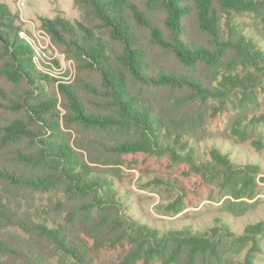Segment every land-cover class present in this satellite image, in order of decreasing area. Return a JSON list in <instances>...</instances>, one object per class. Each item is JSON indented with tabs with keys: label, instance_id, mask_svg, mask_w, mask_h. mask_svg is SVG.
<instances>
[{
	"label": "trees",
	"instance_id": "16d2710c",
	"mask_svg": "<svg viewBox=\"0 0 264 264\" xmlns=\"http://www.w3.org/2000/svg\"><path fill=\"white\" fill-rule=\"evenodd\" d=\"M77 1L99 22L109 38L81 25L78 31L63 19H42L41 27L53 41L67 47L76 59L98 74V86L86 84L84 88L104 101L106 110L113 114H87L75 89L53 78L51 66L38 60L40 69L37 70L39 66L33 62L34 47L17 26L16 17L0 3V74L7 81L26 87L14 96L1 94L4 98L0 100V107L22 113L24 117L0 125V147L14 148L22 141L28 142L26 152L15 150L13 154L18 164L29 169L28 173H16L0 164V182L30 192L59 191L67 198L92 194L94 198L85 204L86 212L82 216L88 217L93 211L96 217L91 219L90 226L82 220L84 225L77 228L61 224L51 228L48 212H39L0 193V264H47V250L52 251V256H60V264H66V260L92 264L90 252L108 243L128 246L124 264L136 261L253 264L254 254L259 251L258 238L264 240L262 222L246 225L240 235L224 226L205 233L171 230L159 234L150 226L120 214L113 182L106 174L80 163L83 159L77 152L59 142L54 106L58 91L67 101L68 124L134 133L137 137L108 148L117 156L139 152L167 154L175 163L186 162L195 173L220 183L221 188L228 186L232 200H226L225 208L232 217H239L248 206L242 200H253L256 196L253 189L249 193L247 189L254 185L259 168L252 165L236 168L230 157L218 148L210 151V162L196 164L190 140L185 138L203 139L202 130L192 128L199 123L196 116L190 113L181 116L183 124L178 130L170 126V120L165 122L162 116L156 115L151 100L143 98L137 87L165 89L170 94L177 92L179 99L175 105L188 106V109L193 102L216 97V90L189 73L160 64L152 68L147 49L155 48L189 70L202 65L211 70L219 67L229 74L233 66L246 62L264 64V51L253 38H246L235 21L236 15L256 16L259 26L255 27L253 37L264 42V0H146L147 12L129 0ZM195 35L202 36L203 42L196 41ZM54 84H57L56 90ZM90 163L97 164L94 160ZM251 171L253 174L248 179L238 177ZM176 207V204L166 206L164 216L183 211L182 207ZM11 227L21 230L27 239L5 233ZM87 239L93 242L90 248ZM229 250L235 251L238 258H230Z\"/></svg>",
	"mask_w": 264,
	"mask_h": 264
},
{
	"label": "rangeland",
	"instance_id": "374dc122",
	"mask_svg": "<svg viewBox=\"0 0 264 264\" xmlns=\"http://www.w3.org/2000/svg\"><path fill=\"white\" fill-rule=\"evenodd\" d=\"M129 1L145 12L149 10L146 0ZM0 3L16 17L17 26L26 33L25 36L34 47L36 57L33 62L39 66L36 67L37 70L40 69L38 60L51 66L53 78L62 80L75 89L87 114H113L112 111L106 110L104 101L84 88L86 84L98 86V74L76 59L67 47L53 41L50 34L41 27L42 19H63L78 31L81 25L98 36L109 38L108 33L101 29L99 22L91 17L82 4L77 0H0ZM235 21L240 24L246 38H253L258 48L264 51V42L253 37L255 27L259 26V19L254 15L244 14L236 15ZM194 39L203 42L200 35H195ZM147 54L152 68L160 64L183 74L189 73L218 93L208 101L193 102L188 109V106L175 105L179 99L177 92L170 94L165 89L137 87V92L139 91L143 98L151 100L158 113L156 115L162 116L165 122L170 120V126L178 130L183 124L181 116H186V113L196 116L199 123L192 125V128L201 129L203 139L197 141L185 136L190 140L196 164L210 162V151L218 148L230 157L236 168L251 165L259 168L254 185L247 189V193L253 189L256 196L253 200H242L248 206L241 215L232 217L225 208L226 200L231 199L228 196L231 192L228 186L221 188L220 183L192 171L186 162L175 163L167 154L139 152L117 156L111 153L108 148L137 136L116 128L84 129L77 124H68L67 101L57 91L54 115L60 130L59 142L68 144L77 152L80 159H83L80 163L106 174L107 179L113 182L116 189L115 201L120 214L150 226L159 234L171 230L205 233L214 227L224 226L234 234L240 235L246 225L264 223V64L246 62L244 65L233 66L228 74L219 67L211 70L202 65L189 70L155 48H148ZM52 62H55V65H51ZM223 76H227V79ZM54 85L56 90L57 84ZM20 89L26 90L25 85L11 83L0 74V100L4 98L1 94L14 96ZM23 117L22 113H13L6 107H0V125ZM255 144L260 146L256 147ZM27 149L26 141L14 148L0 147V164L16 173H28L29 169L18 164L13 154L15 150L26 152ZM90 160L97 164L90 163ZM252 174L251 171V174L238 177L248 179ZM0 193L16 198L39 212H48L51 228H55L57 224L74 228L84 223L90 226L91 219L96 217L93 211L88 217L82 216L86 212L85 204L92 202L94 198L92 194L89 197L67 198L59 191L30 192L1 182ZM172 204H176V208L182 207L183 211L175 216H164V208ZM5 233L27 239V235L15 227L6 229ZM86 242L89 248L93 244L92 240L87 239ZM258 244L259 251L254 254L253 264H264V240L258 238ZM127 251L128 246L125 243H108L98 251H91L90 259L92 264H124ZM51 252L46 251L47 264L62 263L60 256H52ZM244 254L245 252L242 256ZM228 256L238 258L233 250H229ZM65 262L74 264L70 260ZM131 264L144 262L136 261Z\"/></svg>",
	"mask_w": 264,
	"mask_h": 264
}]
</instances>
